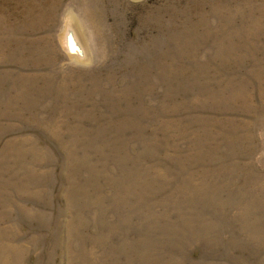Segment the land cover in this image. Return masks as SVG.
I'll return each instance as SVG.
<instances>
[{"label":"rangeland","instance_id":"obj_1","mask_svg":"<svg viewBox=\"0 0 264 264\" xmlns=\"http://www.w3.org/2000/svg\"><path fill=\"white\" fill-rule=\"evenodd\" d=\"M0 264H264V0H0Z\"/></svg>","mask_w":264,"mask_h":264}]
</instances>
